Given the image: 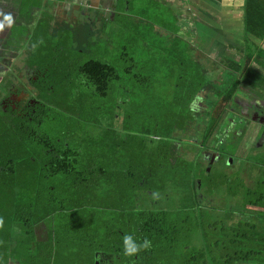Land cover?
<instances>
[{
    "label": "trees",
    "instance_id": "16d2710c",
    "mask_svg": "<svg viewBox=\"0 0 264 264\" xmlns=\"http://www.w3.org/2000/svg\"><path fill=\"white\" fill-rule=\"evenodd\" d=\"M172 13L176 23L183 22L181 13ZM55 15L47 10V16L45 13L41 17L45 22H39L42 31L36 32V39H41L44 32L47 34V26L54 23ZM29 18H38L37 13ZM244 18L246 38L252 37L260 44L249 41L250 48L241 50L239 63L231 58L232 68L228 73H235L234 84L225 87L219 98V93L211 86L215 85L214 80L216 84H223L225 73H219L220 59H206L203 65H197L198 72L203 73V99H214L212 94L217 93L218 99L213 103L219 105L215 109L201 103L203 108L194 111L193 100L199 97V89L195 91L192 86V92L180 106V114L168 109L170 111L164 115L142 118L145 110L140 113L142 120L134 124L131 114L116 101L124 103L123 98L127 97L124 91L123 96L115 97L106 108L100 103L86 116H81L66 108V97L83 93L98 103L108 101L109 95L117 90L112 86L122 77L109 62L112 60L109 57L106 61L89 58L91 56L79 57L48 40L47 64L31 66L35 71L30 79L38 93H29L24 104L10 99L3 102V97L13 96L11 91L17 88L15 81L19 79L10 77L5 71L0 75V264H56L55 261L62 257L57 255L58 250L62 253L57 239L62 225L54 216L83 212L87 215L84 221L89 223L92 216L85 209L83 199L89 205L95 203L100 194L94 191L96 187L113 195L111 173L123 174L125 179L115 190L119 203L110 208L118 209L116 205L122 207L126 198L134 197L140 207L133 220L135 227L131 236L136 244L147 239L150 247L131 256L125 255V235L119 231L106 232L105 243L94 252L115 259L118 264H160L161 255L178 253L188 258L182 264H264V164L261 163L260 175L256 176L249 169L235 168L233 156L224 171L218 170L216 165L222 161L227 163L228 158L214 146V141L218 143L221 139L219 130L225 120L231 125L232 118L238 114L237 107H232V100L242 79L248 75L255 78L257 96L264 97V90L259 88L264 85V0H245ZM198 32H201L198 37H203V30ZM16 47L14 42L8 43L5 48L9 53H0V62L5 66V60L11 58V51ZM223 55L228 58L229 52ZM183 59L180 57L179 61L181 76L190 68L184 65ZM74 74L77 76L73 77ZM24 78L30 87L27 76ZM69 86L72 92L66 90ZM63 91L65 94L61 96ZM213 110L222 111V116L225 113L224 118L218 120V113L211 116ZM200 115H203V146L206 147H203V170L195 173L190 170L192 166L186 150L191 151L190 157L193 153L198 156L199 161L202 160L201 152L178 145L189 135L193 136V130L197 133ZM71 121L76 129L55 130L56 125ZM131 125L140 126V129L133 130ZM142 133L148 134V141ZM110 152L113 162L117 157L124 158L126 166L113 170ZM207 152L219 155L221 161L210 164L204 158ZM231 168L233 173L228 171ZM236 170L239 174H234ZM175 177L181 178L178 182L189 181L192 187L186 189L188 192L182 196L178 210L161 208L155 204L158 198L155 194L165 191L159 184ZM142 195L152 199L147 200V207L139 201ZM70 197L74 199L68 200ZM189 240L195 244L190 245Z\"/></svg>",
    "mask_w": 264,
    "mask_h": 264
},
{
    "label": "rangeland",
    "instance_id": "374dc122",
    "mask_svg": "<svg viewBox=\"0 0 264 264\" xmlns=\"http://www.w3.org/2000/svg\"><path fill=\"white\" fill-rule=\"evenodd\" d=\"M169 1V4L171 6L166 5L164 0H129L131 6L129 11L126 12L129 14H127L126 17L122 18V23H120V20L114 22V24L111 23L110 28L112 29L114 25V31H107L111 33L109 39L113 48L111 49L108 56L110 59H112L109 62L116 66L118 74L122 77L121 80L115 82L112 86L117 89L116 92H113L109 95L108 101L101 100L99 103L97 102V100L89 99L83 93L81 96L73 95L70 98L66 97V108H69V110H72L74 112L81 113V116H86L87 112L92 110L98 104L100 106V103H103V105L101 106L106 108L108 104H112V101L115 97L120 98L119 95L123 96L124 91H127V97L123 98L124 103L121 102L122 100L116 99V101L118 103V106L121 105V108H123L125 112L131 114V117L134 118L133 123L138 124L137 120H139V122L142 120L140 113L145 110H147V112L144 113L142 118L148 116H157V114L160 113L164 115V113L170 111L168 109H171L175 113L178 112V114H180V106L182 105L186 97L190 95V92H192V86L194 87L195 91L199 89L197 92H199V101L201 103L207 105L209 108L214 107V109L216 108V105H219L213 103L214 99H218L222 95L225 87L234 84L235 73H228V70L232 68L231 55L229 54L227 56L228 58H226V56L222 57V59L220 60L222 68L219 73H225L222 80L223 84L218 83L211 86L214 91L216 90L219 93L218 98L217 93H215L212 94V97L214 99L210 98L208 100L209 97L203 99V73H199L197 69L198 63L203 65V62L201 60L194 61L189 58L193 51L188 50L187 44L180 41H185L183 38H180L179 40L174 37V35H177L178 32L179 36H183L185 39H188L191 34H194L193 29H195L196 34L201 35V32H198V30H196L197 28H195L194 26H188L185 23H182V28L179 29L178 27L180 25L176 23V20L174 19V15L172 13V11L176 8L172 6L173 0ZM180 1L182 3H186L185 0ZM187 1L190 3V12H193L195 10V3L197 2L199 3L200 7L203 6V0H196V2L195 0ZM47 8L49 9V6H47ZM183 11L186 18H188L190 21L193 20L196 25L198 23V28L203 30V15L201 16V19V17L196 12H194V14H189L188 11L184 8ZM44 19L42 21L45 22ZM69 23L70 22H63L62 19H59L55 15L54 23H52L50 26H47L49 27V30L47 31V37H43L42 40L46 42L47 40L51 41L52 43L57 44L58 47L60 46L61 41L64 40L67 45L76 48L78 46V42L75 40V28L77 27V25L75 23ZM61 24H63V29L59 31L61 28ZM97 37L98 33L95 34V39H97ZM191 39H193V37ZM195 39V59H197L203 57V44L201 43L203 41V37H195ZM31 41L32 40L29 39L28 42H25V44H21L18 47L19 49H17L16 51L14 50L17 57H20L22 54H26L28 56V60L26 62L31 66L34 64L33 62L36 63V61L39 64H47V45H37L34 48V52H32ZM97 43L99 44V42ZM83 47L84 46L82 45L79 47V49L84 51ZM188 48L191 47L189 46ZM175 49H178V56L184 58V65H189L190 67L189 70L187 69V73L183 76L180 75L182 74L180 73L182 67L179 66V60H177V63H173V61L167 60L169 58L168 55ZM94 51L97 52V56H99L101 49L98 50V48H95ZM71 53H74V51ZM196 53L198 54V57L196 56ZM157 54L158 56H162L161 59L157 58L158 62H156L155 60ZM224 54H227V52ZM211 64L213 63L211 62ZM43 67L46 68V66ZM128 68L129 71L127 70ZM12 72H9V76L19 79L15 81V85L18 89H22L24 91H27L28 93H38L36 88L29 87L26 84L27 80L24 77H15L14 74L16 73ZM3 73L4 71H0V75H3ZM21 73L22 72H18L19 76L21 75ZM24 73L27 74V72ZM76 76L77 75L75 74L73 75V77ZM146 79H148L149 81ZM224 81H229V83H225ZM255 81V78H251L248 75L247 78L240 81L236 90H240L243 87L242 89L251 90L252 92H254V95H258L257 93L259 92V90L253 84ZM259 88L264 90V85H260ZM66 90L72 92L73 88L69 86L66 88ZM129 90L134 92H129ZM64 94V91L60 92L61 96H63ZM260 97H263V95H260ZM160 100H164L165 102L169 101L170 103H162L160 102ZM157 101L159 102L157 103ZM230 104L232 105V103ZM254 105L259 106V109L264 108V103H260V105ZM235 106L237 107L238 114H236L232 118L233 120L231 125L228 124L225 120V123L220 127L219 130L221 131V139L218 143L214 141V143L216 144L214 145L216 149L222 151L220 153H223L222 155L228 158L227 163L222 161V163L217 164L216 167L218 170L224 171L226 169L225 167H227L229 161L232 160L234 156L235 168L240 169V171H242V168L246 169L247 171L249 169L250 171H254L256 176L260 175V167L262 166V164H264V141H262V132L264 130L263 126L262 124L251 121L247 115L243 114L244 112H240L243 107L233 102L232 107L235 108ZM201 113L203 114V112ZM217 113L218 120L224 118L225 113L224 116H222L223 112L220 110H213L210 115L213 116L214 114L217 116ZM178 114L176 115V119H178L179 117ZM233 114L234 113L232 112L229 118H231ZM198 121L201 123V125H198L196 127L197 133H195V131L193 130V136L189 135V137H187L184 142L178 145L184 149L192 147V152H201L202 160L199 161L198 156L193 153V156L190 157V154H192L190 153L191 151L186 150L189 153V158L187 157L189 159V165L192 166L190 170L195 173H200V171L203 170V147H206V145L203 146V115L198 116ZM62 127H65L66 130L76 129V126L71 121L61 125H56L55 130H58L59 132L61 131ZM129 127L133 130L140 129V126L135 125H131ZM145 135L146 141H148V134L142 133L143 138H145ZM148 145L149 143L147 142V146ZM175 145H177V143H175ZM208 146L210 147V144H208ZM194 148H196V150H194ZM110 153L111 156H113L112 152ZM117 158L118 160L113 162L114 156L112 157L113 170H120L121 168L126 166L124 158ZM144 162L146 165V161ZM159 163H161V161ZM139 170H141V168ZM228 171H231L233 173L234 169L231 168L228 169ZM134 173L135 177H137L136 172ZM234 174H239V170H236ZM124 177L125 176H123V174L120 175L119 173H111L110 184H112L111 186L113 187V195H108L107 191L100 190L98 187H96L94 191H98L100 194L97 195L95 203L89 205L88 201L83 199V205L86 206L85 209L88 210L92 216L89 223H87V220L84 221L87 215L84 216L85 214L83 212L66 215L64 217L61 214L59 216H54V220H56L59 225H62L61 230L57 232L58 242L62 244L58 245L59 248L62 247V253L58 250L57 255H59V258L60 256L62 257L59 260L57 259V261H55L56 264H118L117 260L112 258L109 259L104 255H100L99 253L94 252V250L105 243L106 232L119 231L124 235L131 236L132 231L134 230L135 224L133 220L136 216H138V209L140 207V205H137L138 201L135 200L134 197L126 198V202L122 203V207L120 204L116 205V208L118 209L110 208L112 205L119 203L115 198V190L118 189V185H120V183L125 179ZM180 180L181 178L175 177L172 181H169L167 179L166 181L161 182L159 185L162 186L165 191L155 194L158 197L155 199V204H158L159 207L165 208L167 210H178L181 207L180 203L182 196H184V194L188 192L186 189L192 187V184L189 181L184 180L183 182H178ZM135 181H131V183ZM56 182L57 180L53 181L52 183L55 184ZM100 184L101 183H99V185ZM201 184L203 186V181H201ZM101 187L103 188L104 185L101 184ZM140 197L141 198L139 199V201H141V205L144 207H147V200H152L145 195H142ZM69 199L74 198L70 197L68 198V200ZM108 206L109 208H107ZM189 242L190 245L192 243L195 244L194 241L189 240ZM193 247L194 245L191 246V249ZM191 254L192 251L191 253H189L188 257H190ZM186 258V256L185 258H182L179 253L177 255L166 254L159 257V263L182 264L186 260ZM173 260H176V262Z\"/></svg>",
    "mask_w": 264,
    "mask_h": 264
},
{
    "label": "crops",
    "instance_id": "0c3cea01",
    "mask_svg": "<svg viewBox=\"0 0 264 264\" xmlns=\"http://www.w3.org/2000/svg\"><path fill=\"white\" fill-rule=\"evenodd\" d=\"M185 1L186 3H182L180 0H173L172 4V6L176 8L173 11L183 15L181 18L182 21H189L177 23L180 25L178 27L179 29L182 28L181 24L185 23L188 26H194L197 28L196 30H200V28H198V23L196 25L193 20L192 22L186 18L183 8L187 10L189 14H194V12H196L200 17L203 15V41L201 42L203 44V57L195 59V37L199 38L198 34L195 33V29H193L194 34H191L188 39L179 36L178 32L177 35H174L176 39L180 40V38H183L185 41H180L185 42L187 44V49L193 51L189 57L192 60L199 61L202 59V62L206 59L219 60L220 58L221 60L223 54L229 52L231 58L239 63L241 61V50L243 52L247 46L251 45L249 41L253 42L254 45L260 44L258 40L252 37L246 38L244 18L245 0H203V6L201 7L198 2L195 3V10L193 12H190V3L187 0ZM164 2L166 5L171 6L169 0H164ZM47 6H49V9ZM130 6L129 0H0V23L4 25L0 28V53H9L10 50H7L5 47L11 42H14V45L19 47L30 39L32 40V52H34V48L37 45H47V42L42 40L43 37H47L46 32L43 31L44 33L41 34L43 37H40L41 39L39 40H36V32L38 30L42 31L40 27H38V24L42 20L41 17L49 10L53 11L63 22H70L69 24L75 23L77 25L75 28V40L78 42V46L73 48V46L67 45L64 40H62L60 44L62 48L75 51V55L79 57L91 56L89 58H103V61H106L111 49H113L109 39L111 33L107 31H114V25L112 29L110 28L111 23L114 24V22L118 20L122 23V18L129 14L126 12L129 11ZM34 7H37V9H34ZM36 13L38 18L31 20L29 16ZM5 16L11 17V24L5 21ZM61 30L60 28L59 31ZM104 30L105 32H103ZM97 33L98 37L95 39V34ZM192 37L193 39H191ZM247 39L250 40L247 41ZM97 42H99V44ZM82 45L84 46V51L79 49ZM189 46L191 48H188ZM18 47L14 50L16 51L19 49ZM95 48H98V50L101 49L99 56H97V52L94 51ZM14 50L11 51V58L8 59L11 60V62L9 61L7 64L8 60H5L6 66L5 63H0V71L9 73L13 70L17 76H19L18 72H22L20 75L21 77L35 71V68H31V65L26 62L28 56L22 54L20 57H17ZM177 52L178 49L171 51L167 60L173 61V63L178 62L177 60L180 61V56H178ZM196 56L198 57V54ZM157 58L161 59L162 56H158L157 54L155 58L156 62H158ZM33 63V65H40L37 61ZM247 65H250V62H248ZM252 67L255 68V64ZM187 68H189V65H187ZM257 69L258 67L256 66V70ZM24 72H27V74ZM262 72H264V69ZM214 83L216 84L217 81L214 80ZM242 88L236 91L232 103L237 102L243 108H254V104L260 105V103H264L263 97L254 95V92L251 90ZM193 101L194 111L203 108L199 101V97L195 98ZM158 102L159 101H157V103Z\"/></svg>",
    "mask_w": 264,
    "mask_h": 264
},
{
    "label": "flooded vegetation",
    "instance_id": "af4514ba",
    "mask_svg": "<svg viewBox=\"0 0 264 264\" xmlns=\"http://www.w3.org/2000/svg\"><path fill=\"white\" fill-rule=\"evenodd\" d=\"M34 74V72L30 73V74H27L25 75L24 77L27 76V79H28V83L30 85V87H33V83H32V80L30 79V77H32L31 75ZM14 91H11V92H14L13 96L10 97V98H4L3 97V102H5V100H8L10 99L11 101L17 103V104H22L23 101H25L26 99L29 98V93L27 91H24V90H20V89H17V88H13ZM25 99V100H24ZM24 104V103H23ZM260 107L257 106V107H254V108H248V107H244L242 109V111L240 112H244L243 114L247 115L251 120H253L254 118L258 119V122L256 123H259V124H262L263 126V129H264V108H261L259 109ZM261 121V123H260ZM264 132V130H263ZM262 132V141H264V134ZM204 158L205 160H208L210 164H212L213 162H219L221 161V157L215 153H212V152H207L206 154H204Z\"/></svg>",
    "mask_w": 264,
    "mask_h": 264
},
{
    "label": "clouds",
    "instance_id": "9594fccd",
    "mask_svg": "<svg viewBox=\"0 0 264 264\" xmlns=\"http://www.w3.org/2000/svg\"><path fill=\"white\" fill-rule=\"evenodd\" d=\"M5 21H7L9 24H11V17L10 16H5L4 17ZM4 25L3 23H0V28H2ZM124 253L125 255H134L137 253L140 249H145L150 247V241L145 239L142 243L136 244L133 242V238L130 235H125L124 240Z\"/></svg>",
    "mask_w": 264,
    "mask_h": 264
},
{
    "label": "water",
    "instance_id": "95a60500",
    "mask_svg": "<svg viewBox=\"0 0 264 264\" xmlns=\"http://www.w3.org/2000/svg\"><path fill=\"white\" fill-rule=\"evenodd\" d=\"M250 118H251V117H250ZM252 121H253V122H258V119L254 118ZM260 123H261V121H260ZM229 163L231 164V161H229Z\"/></svg>",
    "mask_w": 264,
    "mask_h": 264
},
{
    "label": "bare ground",
    "instance_id": "6f19581e",
    "mask_svg": "<svg viewBox=\"0 0 264 264\" xmlns=\"http://www.w3.org/2000/svg\"><path fill=\"white\" fill-rule=\"evenodd\" d=\"M22 71V70H21Z\"/></svg>",
    "mask_w": 264,
    "mask_h": 264
}]
</instances>
